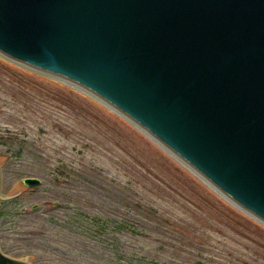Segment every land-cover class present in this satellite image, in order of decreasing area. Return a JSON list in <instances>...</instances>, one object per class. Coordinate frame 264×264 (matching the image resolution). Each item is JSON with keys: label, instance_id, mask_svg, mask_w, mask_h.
Returning <instances> with one entry per match:
<instances>
[{"label": "water", "instance_id": "obj_1", "mask_svg": "<svg viewBox=\"0 0 264 264\" xmlns=\"http://www.w3.org/2000/svg\"><path fill=\"white\" fill-rule=\"evenodd\" d=\"M0 57L99 101L264 226V0H0Z\"/></svg>", "mask_w": 264, "mask_h": 264}, {"label": "rangeland", "instance_id": "obj_2", "mask_svg": "<svg viewBox=\"0 0 264 264\" xmlns=\"http://www.w3.org/2000/svg\"><path fill=\"white\" fill-rule=\"evenodd\" d=\"M0 177V250L31 264H264L262 224L99 101L2 57Z\"/></svg>", "mask_w": 264, "mask_h": 264}, {"label": "trees", "instance_id": "obj_3", "mask_svg": "<svg viewBox=\"0 0 264 264\" xmlns=\"http://www.w3.org/2000/svg\"><path fill=\"white\" fill-rule=\"evenodd\" d=\"M151 264H159V263H155V262H154V263H151ZM195 264H202V263H200V262H197V263H195Z\"/></svg>", "mask_w": 264, "mask_h": 264}, {"label": "bare ground", "instance_id": "obj_4", "mask_svg": "<svg viewBox=\"0 0 264 264\" xmlns=\"http://www.w3.org/2000/svg\"><path fill=\"white\" fill-rule=\"evenodd\" d=\"M208 185V184H207ZM209 187H211L210 185H208ZM212 188V187H211Z\"/></svg>", "mask_w": 264, "mask_h": 264}]
</instances>
